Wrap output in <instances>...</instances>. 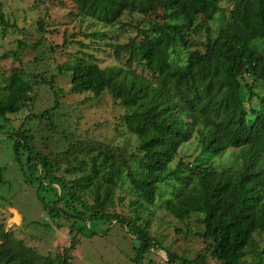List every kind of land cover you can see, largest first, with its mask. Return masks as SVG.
<instances>
[{"label": "trees", "instance_id": "trees-1", "mask_svg": "<svg viewBox=\"0 0 264 264\" xmlns=\"http://www.w3.org/2000/svg\"><path fill=\"white\" fill-rule=\"evenodd\" d=\"M53 1L69 2L77 15L103 26L124 25V15L137 14L143 19L136 20L137 33L127 42L111 44L114 55L127 67H101L94 53L58 67L69 74L72 91L96 96L107 91L123 104L120 121L134 137L132 148L76 139L57 152L58 159L51 160L35 148L28 130L19 127L6 132L13 136L16 160L24 154L29 170L36 171V194L43 209L53 218L65 214L125 226L139 240L133 261L140 264L145 254L159 247L158 242L146 227L109 208L123 184L139 206L153 205L160 187L168 184L173 192L165 200L166 210L179 221L194 217L201 225L197 234L205 248L193 259L165 250L163 264H205L206 253L219 264H244L248 254L261 263L264 0ZM206 14L208 19L202 17ZM4 27L13 24L0 6V28ZM196 32L205 33L202 48L191 47L190 37ZM178 50L183 58L174 63ZM134 61L150 76L131 71ZM54 81L53 75L12 69L0 85V118L6 120L31 105V93L40 82L57 95ZM57 105L55 99L53 108ZM50 115L51 110L44 109L32 117L42 120ZM194 141L199 148L195 162L176 160L180 147ZM230 148L237 151L233 164L204 167L206 159ZM58 160L65 162V174L57 173ZM44 190L51 191L50 200ZM74 247L71 239L62 254L42 255L0 223V264H73L69 251Z\"/></svg>", "mask_w": 264, "mask_h": 264}, {"label": "rangeland", "instance_id": "rangeland-1", "mask_svg": "<svg viewBox=\"0 0 264 264\" xmlns=\"http://www.w3.org/2000/svg\"><path fill=\"white\" fill-rule=\"evenodd\" d=\"M0 6L13 24V27L0 28V85L3 77L18 68L32 74L42 73L45 77L53 75L56 91L59 89L55 95L47 84L40 82L31 93V105L9 114L6 120L0 118V124H3L0 133V223L14 238L21 239L42 255L62 254L74 239L75 247L69 251L73 264H135L133 257L139 240L125 226L116 222L108 226V223L84 221L65 214L53 218L43 209L36 194V171L29 170L24 154L16 160L13 136L8 137L6 132H15L19 127L28 130L35 148L51 160L58 159L57 152L76 139L132 148L134 137L120 121L125 112L123 104L107 91L97 96L72 91L69 74L58 67L86 53H94L101 67H127L124 60L114 55L111 44L127 42L137 33L136 20L143 18L137 14L124 15V25L103 26L91 18L77 15L69 2L0 0ZM202 17L208 19L207 14ZM39 20L43 21L40 25ZM213 23L217 25L216 20ZM95 31L101 36H92L91 32ZM190 38L192 48H202L205 33L196 32ZM182 58L183 52L178 50L172 62L178 63ZM129 69L150 76L139 62H132ZM55 99L58 105L53 108ZM44 109L51 110L50 117L42 120L32 117L33 113ZM198 152L195 141L188 142L180 147L175 158L194 163ZM236 152L230 148L222 155L206 159L203 165L229 166L233 164ZM64 166L65 162L61 160L58 174H65ZM172 192L171 185H163L153 205L139 206L127 184L117 189L109 210L146 227L159 244L158 248L145 254L140 264H163L167 261L166 251L191 259L204 252L205 244L197 234L200 223L194 217L179 221L166 210L165 200L172 197ZM43 195L50 200L52 193L44 190ZM257 260L248 254L244 264H264V260L261 263ZM205 264L219 263L206 253Z\"/></svg>", "mask_w": 264, "mask_h": 264}, {"label": "water", "instance_id": "water-1", "mask_svg": "<svg viewBox=\"0 0 264 264\" xmlns=\"http://www.w3.org/2000/svg\"><path fill=\"white\" fill-rule=\"evenodd\" d=\"M59 199H60V193L58 194V197H57V200L59 201Z\"/></svg>", "mask_w": 264, "mask_h": 264}]
</instances>
